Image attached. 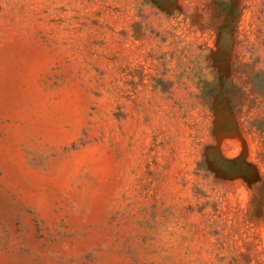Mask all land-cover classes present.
Instances as JSON below:
<instances>
[{"label": "rangeland", "instance_id": "rangeland-1", "mask_svg": "<svg viewBox=\"0 0 264 264\" xmlns=\"http://www.w3.org/2000/svg\"><path fill=\"white\" fill-rule=\"evenodd\" d=\"M0 264H264V0H0Z\"/></svg>", "mask_w": 264, "mask_h": 264}]
</instances>
